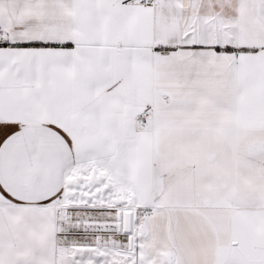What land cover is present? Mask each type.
<instances>
[{
  "label": "snow or ice",
  "instance_id": "1",
  "mask_svg": "<svg viewBox=\"0 0 264 264\" xmlns=\"http://www.w3.org/2000/svg\"><path fill=\"white\" fill-rule=\"evenodd\" d=\"M0 264H264V0H0Z\"/></svg>",
  "mask_w": 264,
  "mask_h": 264
}]
</instances>
